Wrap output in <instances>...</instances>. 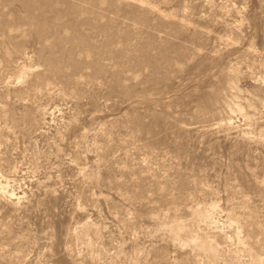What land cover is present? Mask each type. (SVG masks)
<instances>
[{
	"label": "rangeland",
	"instance_id": "1",
	"mask_svg": "<svg viewBox=\"0 0 264 264\" xmlns=\"http://www.w3.org/2000/svg\"><path fill=\"white\" fill-rule=\"evenodd\" d=\"M0 264H264V0H0Z\"/></svg>",
	"mask_w": 264,
	"mask_h": 264
}]
</instances>
